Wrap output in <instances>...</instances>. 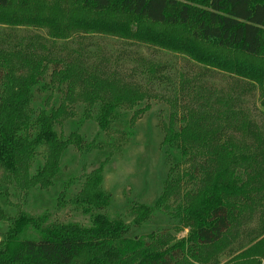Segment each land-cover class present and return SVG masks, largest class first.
I'll use <instances>...</instances> for the list:
<instances>
[{"label":"rangeland","instance_id":"rangeland-1","mask_svg":"<svg viewBox=\"0 0 264 264\" xmlns=\"http://www.w3.org/2000/svg\"><path fill=\"white\" fill-rule=\"evenodd\" d=\"M67 35L0 22V93L5 103H13L9 117L17 114L13 123L26 143L14 170L0 163V243L21 212L47 214L52 223L90 226L92 217L76 197L88 174L110 158L103 170V190L111 197L106 213L132 224L144 216L139 207L155 206L152 219L135 235L163 249L189 234L185 207L217 171L209 147L230 142L240 162L231 172L254 193V204L217 247L203 248L201 258L185 264H262L264 87L120 34ZM105 82L134 88L141 98L119 105V118L100 131L99 95L107 89ZM231 110L242 112L229 116ZM47 114L60 138L75 132L84 140L82 148L70 145L62 153L49 185L40 170L52 163V145L31 143L39 118ZM90 255L82 253L76 264Z\"/></svg>","mask_w":264,"mask_h":264},{"label":"trees","instance_id":"trees-1","mask_svg":"<svg viewBox=\"0 0 264 264\" xmlns=\"http://www.w3.org/2000/svg\"><path fill=\"white\" fill-rule=\"evenodd\" d=\"M0 22L47 27L57 37L93 30L120 34L187 54L209 67L236 74L252 87H264V0H0ZM2 76L0 66V88ZM105 86V93L99 95L100 131L109 127L112 118H119V105L141 98L134 88L106 82ZM12 104L5 103L0 93V163L10 170L16 168L17 153L26 145L13 123L17 114L9 117ZM241 112L231 110L229 116ZM52 117L39 118L38 132L31 140L52 145V163L40 170L48 185L58 175L62 153L70 145L82 148L84 143L75 132L60 138ZM235 148L230 142L209 147V159L217 171L185 207L189 234L163 249L135 235L152 219L155 206L139 207L144 216L132 224L106 213L111 203L103 190V170L110 160L106 158L88 174L76 197L91 215L92 224L52 223L47 214L21 212L11 220L0 243V264H76L84 252L91 255L83 264H121L128 259L133 260L131 264H185L189 258H199L201 248L217 247L254 204V193L244 190L243 180L231 172L240 163ZM155 235L149 234L150 238ZM263 251L264 245L259 256Z\"/></svg>","mask_w":264,"mask_h":264},{"label":"crops","instance_id":"crops-1","mask_svg":"<svg viewBox=\"0 0 264 264\" xmlns=\"http://www.w3.org/2000/svg\"><path fill=\"white\" fill-rule=\"evenodd\" d=\"M211 247H213V246H209V247H206V248H208L207 250H209V249L211 250ZM202 250H203V248H201V255H199V258H201L203 256Z\"/></svg>","mask_w":264,"mask_h":264},{"label":"built area","instance_id":"built-area-1","mask_svg":"<svg viewBox=\"0 0 264 264\" xmlns=\"http://www.w3.org/2000/svg\"><path fill=\"white\" fill-rule=\"evenodd\" d=\"M262 264H264V261H263V263Z\"/></svg>","mask_w":264,"mask_h":264}]
</instances>
